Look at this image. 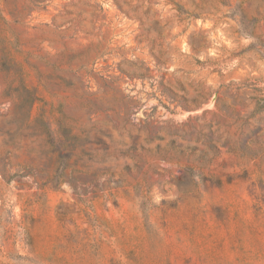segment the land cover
Segmentation results:
<instances>
[{"label": "rangeland", "instance_id": "rangeland-1", "mask_svg": "<svg viewBox=\"0 0 264 264\" xmlns=\"http://www.w3.org/2000/svg\"><path fill=\"white\" fill-rule=\"evenodd\" d=\"M0 264H264V0H0Z\"/></svg>", "mask_w": 264, "mask_h": 264}, {"label": "water", "instance_id": "water-1", "mask_svg": "<svg viewBox=\"0 0 264 264\" xmlns=\"http://www.w3.org/2000/svg\"><path fill=\"white\" fill-rule=\"evenodd\" d=\"M215 100H216V95L213 97L212 101H211L209 104H207V105H206L202 110H200V111H203V110H205V109H209V108H211V107L214 105Z\"/></svg>", "mask_w": 264, "mask_h": 264}]
</instances>
